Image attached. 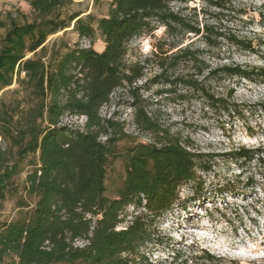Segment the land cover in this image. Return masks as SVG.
Wrapping results in <instances>:
<instances>
[{
  "label": "trees",
  "instance_id": "obj_1",
  "mask_svg": "<svg viewBox=\"0 0 264 264\" xmlns=\"http://www.w3.org/2000/svg\"><path fill=\"white\" fill-rule=\"evenodd\" d=\"M75 1L81 0H28L31 19L18 12L23 23L12 13L7 23L0 21V29L8 28L0 41V93L16 86L11 101L2 99L5 93L0 98V202L6 200L23 164L38 158L25 190L36 199L35 205L27 210L30 205L19 201L18 217L0 221V264H148L144 250L153 238H161L154 226L180 204V190L211 169L206 155L190 151L147 115L134 86L144 78L145 65L126 61L129 45L160 26L173 39L179 32L196 36L209 32V27L188 22L175 11L191 0H94L96 7L109 2L108 15L100 19L70 12ZM71 28L91 46L47 44L51 36ZM97 32L104 43L101 52L92 46ZM227 40L246 52L254 50L251 42L237 36ZM183 59L192 60L194 66L200 63L198 55L185 51L161 67L176 68ZM207 74L264 80V69L241 66L209 69ZM179 86L200 92L211 107L236 114L237 107L231 105L234 90L217 97L193 77L175 78L165 85L175 90ZM120 89L131 93L135 125L155 133L157 139L127 151L124 183L117 198L110 199L108 168L126 135L101 111ZM66 117H83L85 124L64 123ZM263 153L239 148L226 157L243 163ZM202 185L197 184L196 191ZM129 207L135 216L121 228ZM207 259L214 261L209 255Z\"/></svg>",
  "mask_w": 264,
  "mask_h": 264
},
{
  "label": "rangeland",
  "instance_id": "obj_2",
  "mask_svg": "<svg viewBox=\"0 0 264 264\" xmlns=\"http://www.w3.org/2000/svg\"><path fill=\"white\" fill-rule=\"evenodd\" d=\"M27 1L0 0V21L7 23L8 14L12 13L23 23L18 12L31 19ZM215 3L223 7H216ZM175 11L188 22L209 27L210 31L199 36L179 32L173 39L160 26L129 45L126 61L129 65H145L144 78L134 86L144 101L141 107L147 115L170 135L181 139L190 151L206 155L204 161L211 169L200 172L195 184L180 190V204L154 226L163 243L157 244L161 238H153L143 255L148 264H264V153L243 163L226 157L231 150L239 148L264 151V112L261 110L264 80L207 74L209 69L228 66L264 69V1L191 0L184 8L175 7ZM70 12L81 13L83 17L92 14L100 19L108 15L109 2L96 7L94 0L75 1ZM7 29H0V41ZM218 33L225 36L220 38ZM230 35L251 42L254 50L246 52L228 42ZM56 41L72 47L91 46L72 28L51 36L47 44L51 46ZM92 46L97 52L103 51L99 32ZM185 51L198 55L200 63L194 66L192 60L183 59L176 68L163 70L162 65L166 67L174 55ZM199 68H203L201 74ZM181 77L198 79L217 97L224 98L234 90L231 105L237 107L236 114H229L222 107H211L200 92L180 86L176 90L165 87L168 81ZM15 88L3 90L0 98L5 93L2 99L11 101ZM132 103L128 89L116 90L110 104L101 111L103 117L119 123L126 135L117 144V158L108 168L106 196L110 199L117 198L124 183L127 151L140 143L154 144L157 139L155 133L135 125ZM64 123L83 127L85 118L66 117ZM37 163L38 158L30 157L23 164L21 174L13 180L6 200L0 202L1 222L18 217L19 201L30 205L27 210L35 205L36 199L29 198L25 190L27 176ZM201 183L196 191L197 184ZM135 212L133 207L126 209L127 222L121 228L128 226ZM208 255L213 257L212 263Z\"/></svg>",
  "mask_w": 264,
  "mask_h": 264
},
{
  "label": "built area",
  "instance_id": "obj_3",
  "mask_svg": "<svg viewBox=\"0 0 264 264\" xmlns=\"http://www.w3.org/2000/svg\"><path fill=\"white\" fill-rule=\"evenodd\" d=\"M2 143L1 137H0V144Z\"/></svg>",
  "mask_w": 264,
  "mask_h": 264
}]
</instances>
